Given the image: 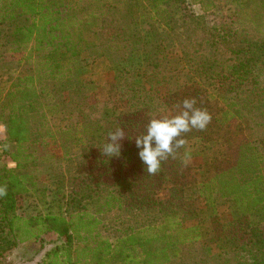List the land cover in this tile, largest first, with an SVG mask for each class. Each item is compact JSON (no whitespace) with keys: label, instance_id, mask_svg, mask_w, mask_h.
Segmentation results:
<instances>
[{"label":"trees","instance_id":"16d2710c","mask_svg":"<svg viewBox=\"0 0 264 264\" xmlns=\"http://www.w3.org/2000/svg\"><path fill=\"white\" fill-rule=\"evenodd\" d=\"M192 1L204 13L233 8L208 25L187 0H0V48L23 54L27 68L0 92L3 155L15 165L0 169V258L55 235L61 245L40 264H264L261 230L245 239L239 219L209 245L196 226L181 236L161 225L195 217L184 174L200 153L194 140L204 147L201 193L255 218L248 229L264 222V0ZM83 54L107 58L114 100L92 103ZM184 100L211 119L148 174L134 139ZM117 126L121 154L109 158L102 145ZM19 197H36L44 213L19 216ZM100 214L112 215L114 241L96 232Z\"/></svg>","mask_w":264,"mask_h":264},{"label":"rangeland","instance_id":"374dc122","mask_svg":"<svg viewBox=\"0 0 264 264\" xmlns=\"http://www.w3.org/2000/svg\"><path fill=\"white\" fill-rule=\"evenodd\" d=\"M192 10L196 15L203 16L206 24L217 25L228 21V8H233L232 4L224 3L219 5L217 8L202 12L200 6L192 0ZM227 7V8H226ZM146 33L147 29L144 27L142 30ZM26 55V54H25ZM21 60V62H19ZM84 62V63H83ZM109 61L105 56H95L83 54L81 58L77 60V65L82 66L88 72V77L95 82L97 90L91 95L92 103H99L104 101L114 100V74L113 70L109 66ZM26 63L23 60V54H16L8 52L5 49L0 48V92L6 91L9 87L10 80L16 76H23L26 71ZM170 115L162 116L161 118ZM194 149H200V153L194 157L189 158L184 168L185 178L187 180L186 198L188 199V209L194 212L195 217L192 220L181 222L180 226H177L179 220L176 217L167 219L168 221L163 222L161 225L166 223L167 230L175 231L183 236L181 229H192L196 226L198 233L200 234L199 241L205 245L212 244L214 239V233L218 230H222V227L227 228L226 233L230 230L233 231L232 223H235L238 219L245 230V239L253 238V231L259 228L264 237V222L260 223L259 227H252L248 229V222L251 224L256 222L255 218L248 220L241 216L232 203L227 200H221L216 196L210 198L206 197L201 193L200 188L197 187L198 171L204 165V147L199 143L198 140H194L190 143ZM7 148V144H6ZM10 162L8 155H3L0 158V169L3 167H9ZM41 180H44L42 178ZM157 197L159 200H165L166 194L164 191L158 192ZM90 214L94 215L93 207H88ZM16 213L21 217H30L37 214L44 213V207L41 202L36 200V197H19L16 203ZM96 219L99 221L96 232H99L102 237L114 241L113 227H112V215H96ZM245 220V222H244ZM162 221V220H160ZM180 229V230H179ZM228 231V232H227ZM197 232V230H196ZM148 233H152L150 230ZM223 234V236H225ZM185 235V234H184ZM61 245V240L55 235H44L38 241H32L30 243L20 245L13 249L7 255L0 258V264H40L44 260L46 251L52 249L55 246Z\"/></svg>","mask_w":264,"mask_h":264},{"label":"clouds","instance_id":"9594fccd","mask_svg":"<svg viewBox=\"0 0 264 264\" xmlns=\"http://www.w3.org/2000/svg\"><path fill=\"white\" fill-rule=\"evenodd\" d=\"M194 100H184L182 111L176 115L164 118H150L145 131L134 139L137 157L148 174H155L161 168V162L170 155L174 149H184L187 141L182 134L192 129L203 130L209 123L210 115L194 107ZM124 140V131L117 126L107 133V141L102 145V152L106 157L112 158L121 154V141ZM185 159L188 152L185 151ZM14 164L9 167H14ZM3 192L0 190V195Z\"/></svg>","mask_w":264,"mask_h":264},{"label":"built area","instance_id":"2783aa9c","mask_svg":"<svg viewBox=\"0 0 264 264\" xmlns=\"http://www.w3.org/2000/svg\"><path fill=\"white\" fill-rule=\"evenodd\" d=\"M4 140H5L4 128H3V126H0V158L2 157V155L5 151ZM11 164H13V163H11V162L8 163V165H11Z\"/></svg>","mask_w":264,"mask_h":264}]
</instances>
